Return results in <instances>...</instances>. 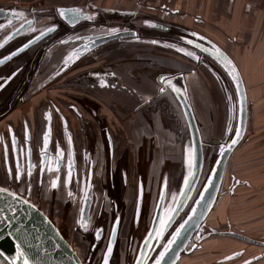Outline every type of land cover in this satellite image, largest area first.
<instances>
[{"label":"flooded vegetation","instance_id":"1","mask_svg":"<svg viewBox=\"0 0 264 264\" xmlns=\"http://www.w3.org/2000/svg\"><path fill=\"white\" fill-rule=\"evenodd\" d=\"M0 7L14 9L19 14V19L13 17L0 20V180L18 184L26 179L28 183L21 185L27 184L25 191L29 193H32L30 187L33 182L32 176L35 174L36 178L33 179L37 186L44 185L49 178L52 190L57 193L62 181L67 187L81 182V192L84 194L82 215L84 205L87 206L91 198L97 200L99 195H104L117 203L121 200H125L126 203L132 190V200L135 199L136 204L131 222L136 226L144 224L146 212H150L151 207L153 208L152 200H157L159 203L163 198L161 217L169 212L170 209L166 210L164 204L167 198V183L171 176H175L173 182H170L180 185L179 195H181L185 181L190 176V155H187V152L190 153V145L184 153V159L182 136L177 134L179 146L169 148L163 145L158 155L161 156L160 168L157 171L153 167L155 146L152 141L155 137L156 120H151L149 112L146 111L152 103L146 99L144 90H138L131 84L134 81L131 79L134 63L128 67H126L128 65L126 61L116 66H105L107 61L104 59V50L100 48L112 42L124 40H133L145 45H158L166 50L174 49L192 59L198 65V70L202 69L201 65H203L210 71L209 63L215 64V61H220L214 55L218 47L204 35L184 29H181L182 33L177 34L175 29H178V25L168 20L155 23V26H159L157 29L151 28V23L142 17H139V22L133 26L123 23V25L113 24L112 27H107L105 25L107 17L98 12L94 15L95 17L70 25L61 18L57 10L39 11L35 8L22 9L18 6L4 5ZM134 16L136 13L124 15L136 20ZM104 27L110 29L106 32ZM49 29H52L50 33L27 47ZM120 31H136L137 34L135 37L115 39L99 45V48L92 49L90 53L87 52L74 61L76 54L85 50L89 51V48L94 46V39L91 38H102ZM177 37L179 39L175 41ZM79 44H84V48L76 50ZM91 52H96V55L92 58L94 60L90 61L86 58ZM46 62L48 64H45ZM92 64L99 67L90 72L71 75L64 82H59L62 77L72 71L81 70ZM103 71L110 73L104 74ZM125 71L129 72V79L117 80L120 79L119 74ZM227 75L231 78L229 72ZM165 76L168 75H160L161 82ZM109 78H116V81L112 82ZM211 80L214 83L212 77ZM166 81L163 79L162 83L168 87H171V82H174L173 78L167 83ZM63 86L68 89L64 96L50 95L51 97L44 99L42 103L41 101L38 103V99L36 101L35 98L44 90L51 94L53 91L60 92V87ZM101 89L113 94L122 92L126 94L127 101L131 104L137 99V102L140 101L142 106H145L143 109L138 108L134 115L132 113L126 115L130 116L126 119L129 121L128 129L124 128L122 133L130 143L122 152L120 149H123L124 145L121 144L123 139L119 136L120 131L115 130V133L111 123L100 116L101 104L89 91ZM176 90L179 91L177 88ZM44 102L48 105H44ZM138 110L140 111L137 112ZM84 114H89L91 120L86 121ZM56 117L59 120L58 130L55 129ZM49 123L48 144L43 145V134L46 133ZM56 131L58 136L55 135ZM226 144L223 145L226 146ZM203 153L205 158L204 147ZM153 175H156L155 177L158 175L157 183L154 182ZM97 185H100L101 189ZM196 189L198 190V183L193 193ZM36 190L38 191V187ZM140 191L142 205L137 214ZM17 193L25 198L30 197L29 193ZM68 193L70 194V191ZM117 209H120L119 203ZM124 209H121L119 219H113L114 224L118 221L119 229L123 221ZM171 210L169 217L173 213V209ZM155 211L156 209L151 215V221L149 220L150 225H152ZM169 231L167 233L171 234ZM171 237L172 235L168 239ZM192 237L198 238V231ZM255 240L261 243L257 246L264 247V239ZM169 241L165 243L166 250L171 245ZM245 253V250L239 251L236 258L244 256ZM255 257L242 263L264 261V252ZM112 258L107 264H111ZM157 260L155 259L154 262L156 263Z\"/></svg>","mask_w":264,"mask_h":264},{"label":"rangeland","instance_id":"2","mask_svg":"<svg viewBox=\"0 0 264 264\" xmlns=\"http://www.w3.org/2000/svg\"><path fill=\"white\" fill-rule=\"evenodd\" d=\"M15 3L12 0H0V5L6 7L15 5ZM30 8H35V10L39 11L47 9L43 6H37V4ZM52 10H54V8ZM96 12L107 17V23H105L107 27H112L113 24L123 25V23H128L133 26L139 22V17L147 19L143 13L136 14L138 17L134 16V18H136V20H134L131 19V17L110 14L107 10H99ZM109 29L110 28L104 27L106 32ZM175 30H177V34L183 32L179 26L178 29ZM178 39L179 37H177L175 41H178ZM126 41L128 40L112 42L111 44L104 45L100 49L104 50V59L107 61V65L105 66H116L118 63L126 61L128 62L126 67H128L134 63V70L131 72L133 76L131 79L134 81L131 84L138 90L146 88L147 93L154 94L155 78L160 82V75L168 74L169 76H172L177 73H183V76H181L175 84H172L171 87H168L167 85L164 86L162 83L160 87L165 91L163 93L159 92L157 95L163 96L165 100L152 101L151 107L146 109V111L149 112L151 120H154L152 116L155 117V123H157L156 112L160 113L161 125H157L156 127L160 129L162 127L166 132L170 131L175 134H181L183 140V156L185 159L184 153L187 151L188 145H190V131L181 102L175 94V88L179 89L181 93L187 97L200 129L205 151L204 166L201 177L198 181V190L196 189L190 196V199L185 202V205L180 210V213L174 222L172 224L170 223L171 226L167 228L168 218L172 211L171 209H175L177 202L181 197V195H179L180 185L172 184L175 176L169 178V183H167V198L164 204L165 209H170V211L162 215L160 225L153 237H150L152 226L150 225V218L158 205L157 200H152L153 208L151 207L150 212H146L144 224L136 226V224L134 225L131 222L132 213L136 204V200H132V190L126 203L125 200H117L120 209H117L118 203L115 200L109 199L104 195H99L100 197H98L97 200L91 198L85 213L82 215L84 194L81 192V182H77L71 187H67L62 181L58 186L59 193H57V191L52 190L50 185L51 179L49 178H47L44 185L40 184L37 186V183H35L33 179L36 178L35 174L32 176L33 182L30 187L32 188V193H29L25 191L27 184L21 185L22 183H28L26 179L18 183L20 185L16 184L17 182L11 184L6 180H0V185L5 186V188H8L9 190L24 194L29 193L30 197L26 199L36 205L51 221H53L71 247L78 252L83 264H103L114 224L113 219H119V217H121L120 211L122 208H125L123 211L124 217L119 229L116 247L113 251V258L111 257V264H134L142 245H147L142 264H156L157 262L155 263L154 260H160V254L166 252L167 247H165V243L167 240H170V243L175 239L181 225L186 221L192 208L199 200L217 160L222 153L224 147L223 144L232 140L238 126L239 97L232 78L227 77L229 72L227 63L224 65V61L217 60L215 61V64L209 63L210 71L203 65H201L202 69L198 70V65H196L192 59L187 58L174 49H169L167 50V57H165L168 61H164V66L160 68V60L155 54L150 55V53H143L150 49H156L155 46L158 45H145L133 40ZM97 48L99 47L97 46ZM218 49L221 50L220 48ZM174 52L178 53L179 56ZM95 55L96 52H91L86 59H90V61L94 60L92 58ZM45 64H48V62ZM83 72L84 71H81L80 69L72 71L62 77V81L70 78L71 75ZM103 73L109 74L110 72L103 71ZM128 75L129 72H122L119 74L120 79L117 80L126 81L129 79ZM210 76L214 79V83ZM109 79L112 82L116 81V78ZM160 87L158 89H160ZM60 90V92L63 93L67 92L63 90V87H60ZM121 94L126 97V94L122 92H114V97L107 94L108 96L105 98L107 101L105 106L107 108L110 104V106L115 109L113 113L117 112V116L119 117L118 121H115V119L111 120V128L115 133V130L120 131L119 136L123 139L122 144L124 145L123 149H120L122 152V150L124 151L130 143L127 138L125 139L126 136L122 133L125 130L124 128H127L129 122L126 119L130 116L126 115H130L131 113L134 115V112L138 108L143 109L145 106H142L143 104H141L140 101L137 102L136 99V101H132V104L128 101L125 110L126 112L121 111L123 109H118V105L111 102L113 98L116 100L118 95ZM51 95L54 96L53 94ZM41 96L43 98L38 100L41 101V103L44 99L51 97L50 92L47 93L45 90L41 93ZM59 96L60 95L56 94V97ZM261 98H264V95H261ZM146 99L148 100V97H146ZM99 103L103 108L104 105L101 102ZM44 105H48V103L44 102ZM260 108L261 106L258 105L254 109V112L258 110L256 113H259ZM139 111L140 110L137 112ZM255 116L256 114L254 113L248 121L247 127L250 131L249 134L246 133V140H244L245 145L242 146L243 148H239V146L230 158L214 208L203 222L205 224V237L202 241H199L196 237H192L190 242L180 252L175 264H243L244 261L253 259L255 256L264 252V247L252 245L235 237L211 235L213 231H233L253 239H264V217H260L259 215L261 207H264V190L259 191L260 186H258L257 182V165L258 163H261V161H264V154L257 156L255 149L249 153H246L245 151L247 145L250 143H253L251 145H256V143H258L257 141H261V139L264 138L256 136L254 130ZM56 119L57 126L55 129L58 130L59 120L57 117ZM84 119L86 121L91 120L89 115H85ZM118 123L120 124V127ZM55 135L58 136V131L55 132ZM246 154L248 157H246ZM97 170L98 168L95 172ZM262 173H264V171H262ZM158 175L157 177H155L156 175H153L154 182L158 180ZM9 184H11V186ZM37 187L38 191L36 190ZM99 187L100 185L98 188ZM69 191L70 194L68 193ZM240 191L246 194L247 199L237 200V195ZM169 229H171V232ZM168 231L171 234H168ZM171 235L172 237L168 239ZM146 241L147 243H145ZM194 245L197 246L196 249L191 253H187ZM241 250L246 251L244 256L237 257L230 262L226 260L219 262L221 259L223 260L224 257ZM253 264L258 263L255 262Z\"/></svg>","mask_w":264,"mask_h":264},{"label":"crops","instance_id":"3","mask_svg":"<svg viewBox=\"0 0 264 264\" xmlns=\"http://www.w3.org/2000/svg\"><path fill=\"white\" fill-rule=\"evenodd\" d=\"M15 5L22 9H28L37 4V6H43L47 9H53L58 11L59 8H73L80 9L83 14L88 15V18L95 17L99 10H107L110 14H120L126 15L130 13H143L147 17V21L151 23V28L157 29L159 26H155V23L163 22L168 20L175 25L181 27L185 31L193 32L199 35H204L209 40H211L218 48H220L225 55L231 60V62L236 66L241 78L244 82L245 89L247 90L248 98V110L249 119H251L254 113L255 119V133L256 136L264 137V0H12ZM52 7V8H51ZM87 18V17H86ZM87 18V19H88ZM85 20V19H84ZM83 20V21H84ZM150 26V25H149ZM156 49H150L143 53H150V55L155 54L159 58V67L164 66V61H168L167 50L159 46H155ZM153 48V47H152ZM137 53V52H136ZM175 53V52H174ZM179 56L178 53H175ZM99 65H88L82 68L81 71L90 72ZM183 73H177L172 75L174 84L179 80ZM168 75V74H165ZM182 79V78H181ZM214 81V80H213ZM62 81V78L59 80ZM161 83V84H160ZM162 82L156 80L155 78V93H147L146 88H142L141 91H145V96L148 97L150 103L154 100H165L163 96L157 95V93H163L161 91ZM160 87V89H158ZM63 90H68L63 86ZM94 98L101 102L100 116L107 119L111 123L112 119L118 121L117 112L113 113L115 110L110 106V104L105 106L107 102L105 98L108 95L114 97L113 93L108 91L89 90ZM258 91V92H257ZM108 94H106V93ZM53 91L54 96L60 95L64 96L65 93ZM50 94V95H51ZM157 95V96H156ZM52 96V95H51ZM43 98L41 93L35 98L40 100ZM56 99V98H55ZM256 99V100H254ZM128 99L123 95H118V97L113 98L111 102L118 105V109L126 110ZM162 102V101H160ZM158 102V103H160ZM40 103V101H38ZM260 105V112L254 109ZM107 109V110H106ZM126 112V111H125ZM89 115V114H84ZM157 123L154 127L155 137L153 138L154 143V163L153 167L158 171L160 168L159 152L166 145L170 148L179 146L177 134L174 132L167 131L161 127H156L161 125V115L156 112ZM258 115V116H257ZM90 116V115H89ZM143 117V116H142ZM91 118V116H90ZM153 119L155 117L152 116ZM159 119V120H158ZM119 127L120 124L118 123ZM250 129L247 127L246 133L249 134ZM50 134V123L47 125V131L43 134V145L48 144V138ZM152 135V134H151ZM246 136V135H245ZM47 138V140H46ZM245 137L240 144L239 148H243L245 145ZM256 145H251L250 143L245 148L246 153L255 149L257 156L264 154V138L261 141H257ZM122 144V143H121ZM174 150V148H173ZM171 150V152L173 151ZM237 150V149H236ZM246 157L248 155L246 154ZM228 166V165H227ZM258 186L259 191L264 190V161L258 163ZM227 170V168H226ZM226 173V172H225ZM261 174V175H260ZM225 177V175H224ZM251 182V181H249ZM250 184V183H249ZM0 187H5L0 185ZM248 188V187H247ZM238 192V191H237ZM247 199L246 194L240 191L237 195V200ZM260 217H264V207H261L259 212ZM221 252V251H220ZM234 252L233 254L238 253ZM230 255L224 257L223 261H231L236 257L227 260ZM256 258V257H254ZM253 258V259H254ZM252 261L248 262L251 263ZM258 264H264V261L256 262ZM219 264V263H218ZM221 264V263H220ZM253 264V262H252Z\"/></svg>","mask_w":264,"mask_h":264},{"label":"water","instance_id":"4","mask_svg":"<svg viewBox=\"0 0 264 264\" xmlns=\"http://www.w3.org/2000/svg\"><path fill=\"white\" fill-rule=\"evenodd\" d=\"M60 10L65 11L66 14L64 16H60L65 22L70 23V25L79 23L88 18V15L83 14L80 9L59 8V13ZM70 12H76L77 14L75 16L69 15ZM18 16L19 14L16 10L4 9L0 7V20L12 19L13 17H17V19H19ZM50 32L51 31H47L27 47L31 46L39 39L45 37ZM136 34V31H120L102 38H91L94 39V46L89 48V51L85 50L83 52L81 51L79 54H76V59L74 61L78 60L84 54L90 52L99 45H103L106 42L115 39H122L130 36L135 37ZM82 48H84V44L78 45L76 50H80ZM217 50L219 49L217 48ZM215 53L214 55H216L219 60L224 61V65L227 63L229 74L233 80L239 97L238 126L232 140L223 147L222 153L217 160V163L210 175L203 193L199 197V200L192 208L186 221L181 225L179 229L180 235L175 237L174 243L173 241L171 242V245L165 252V258L160 261V264H175L178 260L180 252L190 242V239L195 232L198 231V239L199 241H202L205 230V224L203 222L214 208V204L220 192L228 162L246 135L249 111L244 82L236 66L231 62L227 55H225V53H223L221 50H219V53ZM220 54H222V56ZM229 61L231 62V65H229ZM163 79H166L167 83L171 81L172 77L168 75ZM175 94L181 102L185 118L189 125L190 153L187 152V155H190V176L187 179V186L185 184L183 186V191L181 193L182 196L177 202V206L173 210L172 215L168 218L167 228L171 226L170 223L172 224L174 222L180 213V210L185 205V202L190 199L193 189L201 177L204 164L203 142L193 110L185 95L182 94L180 90L177 91L175 88ZM233 140H236L234 145L232 144ZM0 189L4 190L0 192V258L2 260H0V264H23L25 259L28 261V264H83L79 256L75 253V250L67 242L57 226L49 219V217H47V215H45L44 212H42L36 205L21 195L3 187H0ZM141 205L142 192L140 191L137 214L140 212ZM86 208L87 206L84 205L83 213H85ZM162 210L163 198H161L158 203V207L156 208L150 230V237H153L158 226L160 225ZM118 230V221H116L112 228L108 244V248L111 246V255H106L108 250L107 248L103 264H105V259H107L108 263L113 255L118 237ZM211 235L231 236L249 242L250 244H261L253 238L233 231H213ZM146 247L147 245H142L135 264H138V261H143ZM196 247L197 246L194 245L187 253H191L196 249ZM21 252L24 253L22 258L20 257ZM236 256H238V253L230 255L227 260Z\"/></svg>","mask_w":264,"mask_h":264},{"label":"snow or ice","instance_id":"5","mask_svg":"<svg viewBox=\"0 0 264 264\" xmlns=\"http://www.w3.org/2000/svg\"><path fill=\"white\" fill-rule=\"evenodd\" d=\"M78 11V10H77ZM66 13H65V11L64 10H60V15L61 16H64ZM77 13L76 12H70L69 13V15H73V16H75ZM52 29H49V31H51ZM11 38V37H10ZM191 43V42H190ZM217 52L219 53V50H217ZM187 54H189V55H191V53H187ZM221 56H222V54H220ZM229 63V65H231V62L229 61L228 62ZM162 82H163V78H162ZM161 91L163 92L164 91V89L162 88L161 89ZM46 140H47V138H46ZM236 143V140H233L232 141V144L234 145ZM69 179H70V176H69ZM187 181H185V185L187 186ZM53 186H55V185H53ZM2 191H4L3 189H0V192H2ZM150 235H151V233H150ZM180 235V233L178 232L177 233V236H179ZM175 242V240H173V243ZM145 243H147V241L145 242ZM167 251V250H166ZM106 255H111V246H109V248H108V250H107V254ZM24 256V253L23 252H21L20 253V257L22 258ZM165 258V253L164 252H162L161 254H160V260H158L157 261V264H160V261H162L163 259ZM23 264H28V261L25 259L24 261H23ZM105 264H107V259H105ZM138 264H142V262H140V261H138Z\"/></svg>","mask_w":264,"mask_h":264},{"label":"bare ground","instance_id":"6","mask_svg":"<svg viewBox=\"0 0 264 264\" xmlns=\"http://www.w3.org/2000/svg\"><path fill=\"white\" fill-rule=\"evenodd\" d=\"M3 188H5V187H3ZM6 189H8V188H6ZM9 190V189H8ZM12 191V190H11ZM14 192V191H13ZM15 193H17V192H15ZM18 194V193H17ZM23 197V196H22ZM25 198V197H24ZM26 199V198H25ZM78 256H79V254H78V252H75ZM79 258H80V256H79ZM81 259V258H80ZM0 260H1V258H0ZM2 261V260H1Z\"/></svg>","mask_w":264,"mask_h":264},{"label":"trees","instance_id":"7","mask_svg":"<svg viewBox=\"0 0 264 264\" xmlns=\"http://www.w3.org/2000/svg\"><path fill=\"white\" fill-rule=\"evenodd\" d=\"M76 252V251H75Z\"/></svg>","mask_w":264,"mask_h":264}]
</instances>
